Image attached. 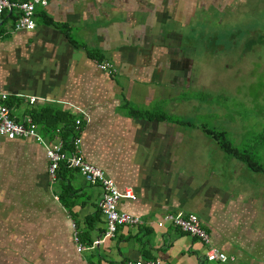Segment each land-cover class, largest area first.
<instances>
[{"label":"crops","instance_id":"1","mask_svg":"<svg viewBox=\"0 0 264 264\" xmlns=\"http://www.w3.org/2000/svg\"><path fill=\"white\" fill-rule=\"evenodd\" d=\"M262 9L264 0H48L31 31H14L18 12L6 9L0 104L19 124L30 118L46 143L77 135L83 159L131 191L117 208L140 224L95 245L105 228L100 188L66 168L51 179L41 145L0 138V264H225L204 261V246L163 223L165 214L197 216L234 264H264V174L229 156L211 172L202 159L220 157L206 133L173 118L181 105L170 103L189 83L179 30L201 15ZM99 61L116 73L97 70ZM71 222L88 247L81 253Z\"/></svg>","mask_w":264,"mask_h":264},{"label":"rangeland","instance_id":"2","mask_svg":"<svg viewBox=\"0 0 264 264\" xmlns=\"http://www.w3.org/2000/svg\"><path fill=\"white\" fill-rule=\"evenodd\" d=\"M259 11L226 18L201 15L194 27L179 30L189 83L170 103L181 105L173 118L187 121L200 134L201 129L224 132L235 149L264 167V9ZM202 137L220 157L215 164L210 158L203 163L211 172L225 166L215 139ZM206 146L201 149L205 155Z\"/></svg>","mask_w":264,"mask_h":264},{"label":"built area","instance_id":"3","mask_svg":"<svg viewBox=\"0 0 264 264\" xmlns=\"http://www.w3.org/2000/svg\"><path fill=\"white\" fill-rule=\"evenodd\" d=\"M48 0H26L22 2H10V0H0V17L6 9H15L18 15L14 19L12 29L14 31H31L35 27L33 20L34 10L36 7H46ZM97 70L114 75L115 67L107 61L95 62ZM2 100L5 96L0 97ZM33 98L29 99V104H32ZM73 132H79V121H74ZM0 138H19L31 139L42 146L44 158L47 163V175L54 179L59 167L76 171L82 176L85 182L97 185L101 190L100 213L104 218V231L100 239L95 240L94 244L98 245L101 240L113 237L116 230L124 226H135L140 224L137 218L127 215L118 210L117 204L121 198H132V193L129 189H124L120 192L114 182L108 178L102 170L87 163L80 152V139L77 135L72 136L68 145H64L59 139H54L53 142H44L36 133L34 122L27 118L24 123L15 122L10 110L3 104H0ZM161 221L169 224L181 233L198 240L204 246L203 260L206 262H218L225 264H234L233 257L226 256L224 253L217 250L210 243L209 235L201 227L199 219L193 214L185 217L165 214ZM72 233V242L76 253H81L88 249L87 246L80 243L74 223H70ZM124 264H161L157 260L152 261H127Z\"/></svg>","mask_w":264,"mask_h":264},{"label":"trees","instance_id":"4","mask_svg":"<svg viewBox=\"0 0 264 264\" xmlns=\"http://www.w3.org/2000/svg\"><path fill=\"white\" fill-rule=\"evenodd\" d=\"M147 115L151 117H157L158 114L149 113ZM164 116L167 117V115ZM203 132L208 134L209 137L214 138L216 140L219 150H221L225 154V156L233 157L236 160H238L240 163L245 165L247 168H249L250 170L258 171L264 174V167H261L260 164H258L254 160H251L250 157L246 155V153H244L245 151L243 152L235 149V147H233L228 141H226L224 132L214 133L212 131L205 129H203ZM63 144L65 145L66 142H64ZM60 168L63 167H59V169Z\"/></svg>","mask_w":264,"mask_h":264},{"label":"flooded vegetation","instance_id":"5","mask_svg":"<svg viewBox=\"0 0 264 264\" xmlns=\"http://www.w3.org/2000/svg\"><path fill=\"white\" fill-rule=\"evenodd\" d=\"M188 75H186V78H187Z\"/></svg>","mask_w":264,"mask_h":264}]
</instances>
